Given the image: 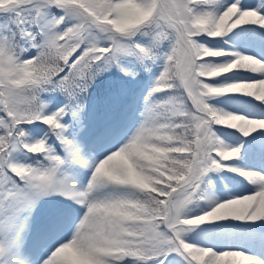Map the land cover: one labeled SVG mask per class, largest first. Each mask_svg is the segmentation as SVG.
Returning <instances> with one entry per match:
<instances>
[{
  "label": "snow or ice",
  "instance_id": "obj_1",
  "mask_svg": "<svg viewBox=\"0 0 264 264\" xmlns=\"http://www.w3.org/2000/svg\"><path fill=\"white\" fill-rule=\"evenodd\" d=\"M0 264H264V0H0Z\"/></svg>",
  "mask_w": 264,
  "mask_h": 264
}]
</instances>
